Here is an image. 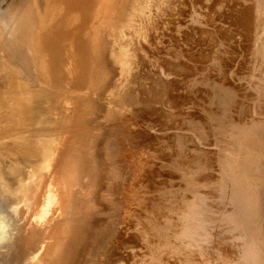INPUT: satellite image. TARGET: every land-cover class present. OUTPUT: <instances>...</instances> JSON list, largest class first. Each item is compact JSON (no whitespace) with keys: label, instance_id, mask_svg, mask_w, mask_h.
I'll return each mask as SVG.
<instances>
[{"label":"rangeland","instance_id":"374dc122","mask_svg":"<svg viewBox=\"0 0 264 264\" xmlns=\"http://www.w3.org/2000/svg\"><path fill=\"white\" fill-rule=\"evenodd\" d=\"M36 1L0 0V10L28 16L26 29ZM168 1L84 0L81 16L71 18L68 49L52 52L50 89L35 99L41 109L31 123L34 157L22 161L24 177L31 170L38 177L48 164L45 179L32 182L33 192L32 174L21 177L15 193L16 185L8 188L0 176V264H34L40 255L45 263L46 246L58 233L66 245L82 248L65 255V264L264 261V251L253 250L252 230L264 238V160L252 159L256 174L243 162L249 129L264 127V83L245 56L262 33L241 25L244 0ZM255 1L248 0L253 11ZM164 6L172 12L182 6L183 13L166 14ZM242 37L246 48L238 44ZM65 168L69 178L61 182ZM250 196L262 217L258 230L248 227ZM22 249L26 257L18 262Z\"/></svg>","mask_w":264,"mask_h":264},{"label":"bare ground","instance_id":"6f19581e","mask_svg":"<svg viewBox=\"0 0 264 264\" xmlns=\"http://www.w3.org/2000/svg\"><path fill=\"white\" fill-rule=\"evenodd\" d=\"M76 1L79 2V0H57L56 3H54L51 0H37L36 1V7L33 10L34 17L30 16V21L29 22L31 25H29V28L25 29V26H27L28 20L29 18H27L25 16V20L23 16H20V14L17 13V11H12L11 14H9V11H4V10H0L1 14H0V163L3 164L4 168L6 169V173L4 172V179H8L9 181H11V185H17L20 187H22V184H20V179L21 177H23L22 179H26L27 175L30 176L31 174H33V177L30 179H27L28 182L29 181H33L35 183H42L43 180L45 179V176L48 172V168L49 165H47L48 168H46L44 170L41 167L42 170L45 171L44 174H40L37 177V174L34 173L33 170H31V173H28L25 177L24 174L27 170V168L25 169V167L22 164V161H26V157H34V150H32L34 148V146H36V144L34 145L33 142V134L32 132H34L32 130V126L31 123L32 121L34 122V113H36L37 111H39V109H41V106L38 105L37 103H35L36 100H38V95H40V91L44 90H48L50 89V83L52 81H50V67L55 63V59L53 60V51H63V49L67 48V44L69 45L70 43L67 42V38L70 37L71 38V34L69 35L68 31L70 29V22H71V18L75 17L76 15L82 14V10H84V8L86 7L87 2H84V0H80L81 2L76 6V7H71V5H73L72 3ZM87 1V0H86ZM99 1V0H98ZM107 1V0H106ZM167 1V0H165ZM176 0H174V4H179V0H177V2L175 3ZM184 1V0H183ZM187 3V0H185ZM204 1V0H202ZM250 1V0H249ZM105 1H103L104 3ZM136 2V1H135ZM168 2L171 3V0H169ZM173 2V1H172ZM182 2V0H180V3ZM232 2V1H231ZM243 2V1H242ZM241 2V3H242ZM254 2V1H253ZM256 5L254 7L255 11H253L252 6H250L248 4V0H244V3H242V7L241 8V13L243 14V20L241 18L239 21L241 22V25L244 24L245 26L248 27V31H252L255 30L254 28H256V33L257 31H260V38H258V42L256 41L254 44L255 46H251L254 47V49L252 48V51H249V57L245 54L246 56V60L250 59L251 61H253V65L256 67V72L257 74H255L257 76L256 80L257 81H262L264 83V0H256L255 1ZM101 3V2H100ZM113 3V2H112ZM132 3V2H131ZM167 3V2H166ZM168 3V4H170ZM185 3V2H184ZM184 3H182L181 5H185ZM208 3V1H207ZM222 3V2H221ZM230 3V2H229ZM239 3V2H238ZM237 3V4H238ZM109 4V3H107ZM114 4V3H113ZM168 4H164L166 6H168ZM173 4V5H174ZM190 4V3H189ZM192 4V3H191ZM234 4V3H233ZM236 4V5H237ZM253 4V3H252ZM136 5V4H134ZM200 5V4H199ZM219 5V4H218ZM235 5V4H234ZM254 5V4H253ZM75 6V5H73ZM131 6V5H129ZM128 6V7H129ZM139 6V5H138ZM166 6H164L166 8ZM175 6V5H174ZM177 6V5H176ZM204 6V5H203ZM225 6V5H224ZM233 6V5H231ZM96 7V6H95ZM126 7V6H125ZM127 7V8H128ZM173 8V6H170L168 9ZM182 7V6H181ZM180 6L178 8H181ZM215 7V6H214ZM126 8V10H127ZM177 11L174 9L175 12H172L171 10H168L166 14L170 13L169 15H172V13L176 14L177 13L179 15V13H183L179 12V9ZM186 8V7H185ZM196 8V7H195ZM218 8V7H217ZM216 8V9H217ZM221 8V7H220ZM235 8V7H234ZM239 8V10H240ZM97 9V8H96ZM166 9H163L164 11ZM183 9V8H182ZM237 9V8H236ZM95 10V9H93ZM173 10V9H172ZM192 10V9H191ZM98 11V10H97ZM125 11V10H124ZM123 11V12H124ZM170 11V12H169ZM185 9H184V13H185ZM222 11V10H221ZM94 12V11H92ZM103 12V11H102ZM177 12V13H176ZM188 12V10H187ZM218 12V11H217ZM220 12V11H219ZM240 12V11H239ZM106 13V11H105ZM121 13V12H120ZM207 13V12H206ZM213 13V11H212ZM215 13V10H214ZM90 14V13H89ZM103 14V13H102ZM101 14V15H102ZM129 14V13H128ZM131 14V13H130ZM174 14V15H175ZM107 15V14H106ZM190 15V14H189ZM195 15V14H194ZM206 15V14H205ZM215 15V14H214ZM123 16V15H122ZM135 16V15H133ZM210 16V15H209ZM212 16V15H211ZM108 17V16H107ZM131 17V16H130ZM172 17V16H171ZM170 17V18H171ZM207 17V16H206ZM236 17V16H235ZM238 17V16H237ZM17 19V20H15ZM177 19V18H176ZM232 18L229 19V21ZM100 20V19H99ZM105 20V19H104ZM124 20V19H123ZM175 20V19H174ZM234 20V19H233ZM108 21V20H107ZM129 21V20H128ZM232 21V20H231ZM235 24L237 23V20L235 19ZM238 21V23H239ZM244 21V22H243ZM106 22V21H105ZM126 22V21H125ZM134 22V21H133ZM234 22V21H233ZM73 23V22H72ZM98 23V22H97ZM167 23V21H166ZM175 23V22H174ZM133 24V23H132ZM256 24V25H255ZM173 25V24H172ZM233 25V24H232ZM240 25V26H241ZM239 24H238V28H240ZM241 26V28H245L246 27ZM258 26V27H255ZM72 27V24H71ZM106 27V26H105ZM253 27V29H251ZM237 28V29H238ZM240 28V29H241ZM28 29V30H27ZM104 29V28H103ZM227 29V28H226ZM229 29V28H228ZM227 29V30H228ZM232 29V28H231ZM210 30V29H209ZM224 30V29H223ZM222 30V32H223ZM234 30V28H233ZM232 31V30H231ZM245 33L241 32V36L242 34H247V40L250 41V38L252 39L253 37H249L248 32L246 33V30H244ZM94 32V31H93ZM180 32V31H179ZM178 32V33H179ZM225 32V31H224ZM234 32V31H233ZM232 32V33H233ZM203 34V32H202ZM223 34V33H222ZM252 34V33H251ZM258 34V33H257ZM229 35V34H228ZM234 35V34H232ZM240 35V34H239ZM76 36V35H75ZM174 36V35H173ZM257 36V35H255ZM239 38V37H238ZM236 38V39H238ZM245 39V37H244ZM255 39V38H254ZM70 40V39H69ZM235 40V39H233ZM243 37L241 39V41H238V44H242L245 41H243ZM246 40V39H245ZM246 40V41H247ZM63 41V42H62ZM229 41V39H228ZM232 41V40H231ZM242 44V46H244L246 43ZM236 42V41H235ZM251 42V41H250ZM232 43V42H231ZM252 43V45H253ZM251 45V43H249ZM250 45H247L248 47ZM62 47L61 50H58ZM65 47V48H63ZM246 48V46H244ZM247 47V48H248ZM237 48V47H236ZM243 48V47H242ZM244 48V50H245ZM250 48V47H249ZM68 49V48H67ZM235 49V48H234ZM70 50V49H69ZM240 50V49H239ZM238 50V51H239ZM247 50V49H246ZM245 50V51H246ZM248 51V50H247ZM236 52V51H235ZM66 53V52H65ZM237 53V52H236ZM247 53V52H245ZM222 54V53H220ZM241 54V53H240ZM62 55V54H61ZM71 55V54H70ZM65 56V55H64ZM214 56V55H213ZM219 56V55H218ZM228 56V54H227ZM231 56V55H230ZM248 57V58H247ZM65 58V57H64ZM71 58V57H70ZM143 58V57H142ZM219 58V57H218ZM217 58V59H218ZM98 59V58H97ZM216 59V58H215ZM64 60V59H63ZM61 60V62L63 61ZM74 59H72L73 61ZM211 60V59H210ZM221 60V59H219ZM209 61V60H208ZM67 62H68V56H67ZM235 62V61H233ZM244 62V61H243ZM70 63V62H69ZM212 63V62H210ZM218 63V62H216ZM221 63V62H220ZM237 63V62H236ZM239 63V62H238ZM237 63V64H238ZM83 64V63H82ZM235 64V63H234ZM233 64V65H234ZM247 64V63H246ZM55 65V64H54ZM53 65V66H54ZM61 65V64H60ZM185 65V64H184ZM243 65V64H242ZM249 65V64H248ZM246 65V66H248ZM252 65V64H251ZM253 66V68H254ZM76 67V66H75ZM222 67V66H221ZM242 67V66H241ZM71 68V67H70ZM237 68V66H236ZM235 68V69H236ZM252 68V69H253ZM73 69V68H72ZM190 69V68H189ZM220 69V68H219ZM222 69V68H221ZM255 69V68H254ZM69 70V69H68ZM67 70V71H68ZM241 70V69H240ZM249 70V67H248ZM95 71V70H94ZM71 71H69L70 73ZM96 72V71H95ZM94 72V73H95ZM248 72V71H247ZM105 73V72H104ZM184 73V72H183ZM187 73V72H186ZM91 74V73H90ZM252 74V75H253ZM70 75H72V73H70ZM100 75V74H99ZM39 76V77H38ZM251 76V75H250ZM255 77V76H253ZM38 78H42V80L44 79V81H39L41 79L38 80ZM155 79V76H154ZM227 79V78H226ZM247 79V78H246ZM156 80V79H155ZM250 80V79H249ZM253 80V79H252ZM160 81V80H159ZM231 81V80H230ZM161 82V81H160ZM91 85V84H90ZM220 85V84H219ZM256 87V86H255ZM259 87L261 88L260 91L261 93L264 94V84H260ZM130 88V87H129ZM163 88V87H162ZM165 88V87H164ZM225 89V88H224ZM43 90V91H44ZM170 90V89H169ZM247 90V89H246ZM263 91V92H262ZM171 92V90H170ZM170 95V94H169ZM226 95V94H225ZM263 96V95H262ZM173 97V96H170ZM259 98V97H257ZM262 98V97H261ZM36 99V100H35ZM224 100V99H223ZM261 100V99H260ZM169 101V100H168ZM172 101V100H171ZM263 101V100H262ZM134 102V101H133ZM250 102V101H249ZM257 102V101H256ZM39 103V102H38ZM146 103V102H144ZM259 103V102H258ZM262 103V102H261ZM134 105V104H133ZM247 106V105H246ZM249 106V105H248ZM258 106V105H257ZM182 107V106H181ZM261 107V106H260ZM259 107V108H260ZM263 108V107H262ZM225 109V108H224ZM251 109V108H250ZM245 110V109H244ZM253 111V110H252ZM244 112V111H243ZM255 113V112H254ZM258 113V112H256ZM235 114V113H233ZM245 114V113H244ZM237 115V114H236ZM248 115V114H247ZM252 115V114H251ZM250 115V116H251ZM255 115V114H254ZM257 116V115H256ZM80 117V116H79ZM241 117V116H240ZM264 117V116H261ZM242 118V117H241ZM249 118V116H248ZM246 118V119H248ZM253 118V117H251ZM223 119V118H222ZM221 119V120H222ZM243 119V118H242ZM254 119V118H253ZM80 120V119H79ZM255 120V119H254ZM39 121V120H38ZM78 121V120H77ZM257 121V120H256ZM255 121V123H256ZM79 122V121H78ZM246 122V121H245ZM244 122V123H245ZM251 122V121H250ZM263 122V121H262ZM243 123V122H241ZM247 123V122H246ZM253 123V122H252ZM33 124V123H32ZM248 124V123H247ZM254 124V123H253ZM258 124V122H257ZM37 125V124H36ZM260 125V124H259ZM253 126V125H252ZM254 128L249 129L247 132L248 136L246 135V139L248 140L247 142H250V145L247 143L248 145V149L247 151H245V155L243 156V158L245 157L246 160H243V162L245 163L244 166L245 168H250L248 169L249 171H253L254 174H256V172L252 169V159H255L257 161H260V163L258 162V164H262V160H264V127L262 126H253ZM239 128V127H238ZM38 130V129H37ZM246 130V129H245ZM244 130V131H245ZM238 131V129H237ZM239 132V131H238ZM239 136V135H237ZM76 137V136H75ZM80 138V137H79ZM241 140V138H239ZM245 142V141H244ZM77 144V142H76ZM76 146V145H75ZM243 147V146H242ZM245 147V146H244ZM243 147V148H244ZM79 148V147H78ZM231 148V147H230ZM240 148V147H239ZM238 148V149H239ZM85 149V148H84ZM234 150L235 147H233ZM231 149V150H233ZM241 149V148H240ZM75 150V149H74ZM81 150V149H80ZM37 151V150H36ZM35 151V152H36ZM241 151V150H240ZM236 152V151H235ZM241 152V153H242ZM38 155V153H37ZM236 154H234L235 156ZM135 157V156H134ZM242 158V157H241ZM30 159V158H29ZM38 159V158H37ZM230 159V158H229ZM52 160V161H51ZM72 161V160H70ZM69 161V164H73ZM254 161V160H253ZM252 161V162H253ZM50 162L53 163L54 159L52 157V159L50 158ZM129 163V162H128ZM242 163V162H241ZM68 164V161L67 163ZM68 164V165H69ZM257 164V163H256ZM256 164H253L254 166ZM68 165H65L66 167ZM243 165V164H242ZM264 165V164H262ZM71 166V165H70ZM68 166V167H70ZM133 166V165H132ZM253 166V167H254ZM258 166V165H256ZM50 166V170H51ZM73 167V166H71ZM70 167V170H71ZM78 167V166H76ZM75 167V168H76ZM81 167V166H80ZM259 167V166H258ZM74 168V167H73ZM79 168V167H78ZM1 169V168H0ZM82 169V168H81ZM29 170V169H28ZM66 168L63 170L62 173H60L61 176V182L67 180L69 177H67L66 173L68 172ZM69 170V171H70ZM77 170V169H76ZM79 170V169H78ZM247 170V171H248ZM236 171V170H235ZM242 171V170H241ZM240 171V172H241ZM246 171V172H247ZM260 171V170H259ZM258 171V172H259ZM33 172V173H32ZM78 172V171H77ZM80 172V170H79ZM78 172V173H79ZM252 172V173H253ZM263 172V171H262ZM261 172V173H262ZM50 173V171H49ZM75 173V172H74ZM81 173V172H80ZM242 173V172H241ZM240 173V174H241ZM251 173V174H252ZM233 174V173H232ZM247 174V173H246ZM244 174V175H246ZM253 174V175H254ZM81 175V174H80ZM250 175V174H249ZM261 176V174H258V176ZM1 176V174H0ZM71 176V175H70ZM76 176V183H79L80 180L79 178H77ZM236 176V175H235ZM240 176V175H239ZM243 176V175H242ZM247 176V175H246ZM251 176V175H250ZM249 176V177H250ZM263 176V174H262ZM73 178V177H72ZM241 178V177H240ZM238 177V179H240ZM246 178V177H243ZM251 178V177H250ZM249 178V180L247 181H251ZM253 179H255V177H252ZM263 177H261L262 179ZM24 179V180H25ZM242 179V178H241ZM238 180V181H241ZM259 179V178H258ZM257 179V181H258ZM3 179L0 178V181H2ZM73 180V179H72ZM79 180V181H78ZM244 180V179H243ZM247 181H245L247 183ZM260 181V179H259ZM258 181V182H259ZM254 182V181H252ZM263 182V181H261ZM1 183V182H0ZM241 183H243L241 181ZM245 183V185H246ZM250 183V182H249ZM249 183H247L249 185ZM256 183V181H255ZM264 183V182H263ZM6 184L8 185V181H6ZM32 184V183H31ZM239 184V183H238ZM252 184V183H250ZM258 184V183H257ZM36 185V184H35ZM2 186V185H1ZM0 188H3V186ZM5 186V185H4ZM61 186V185H60ZM259 186V185H258ZM247 187V186H246ZM244 187V188H246ZM251 185L248 187L250 188ZM257 185L252 186V191H258V187ZM229 189V188H228ZM237 190V189H236ZM240 190V189H239ZM250 191V189H248ZM1 191V190H0ZM101 191V190H100ZM31 192V191H30ZM253 192V193H254ZM3 192H0V195ZM248 193V191H247ZM252 193V192H251ZM5 194V193H4ZM250 194V192H249ZM255 194V193H254ZM257 194V193H256ZM78 195V193H77ZM249 196V195H248ZM255 196V195H254ZM253 196V197H254ZM239 197V196H238ZM73 199V198H72ZM76 199V198H75ZM253 199L252 196L248 197L249 203L248 205L251 203V206L247 207V208H251V213H253V215L250 217L252 219L251 223L252 225L248 226V227H254L255 230H258L257 228H259V218H262L258 212V204H257V200ZM260 199V198H259ZM71 200V199H70ZM122 200V199H121ZM72 201V200H71ZM75 201V200H74ZM244 202V201H243ZM67 203V201H66ZM107 203V202H106ZM66 206V205H65ZM70 210V209H69ZM68 210V211H69ZM110 210V209H109ZM65 212V211H64ZM64 214V213H63ZM108 214V213H107ZM259 215V216H258ZM64 216V215H63ZM116 216V215H115ZM63 218V217H62ZM72 218V216H71ZM249 221V223H250ZM113 223V222H112ZM66 224V223H64ZM63 224V226H64ZM106 226V225H105ZM104 226V227H105ZM65 227V226H64ZM67 227V226H66ZM44 229V228H43ZM64 229V228H63ZM252 229V228H250ZM65 230V229H64ZM254 233V235L261 237L260 240L256 239V236L254 237L255 240H257L256 244V248L253 249L254 251H260L261 253H263L264 251V238H262V234L260 236V234H257L258 231H254V229H252ZM11 231V230H10ZM67 231V230H66ZM118 231V230H117ZM64 232V231H63ZM57 233V232H56ZM62 233V231H61ZM88 234V233H87ZM103 234V233H102ZM12 235V234H11ZM71 235V234H70ZM38 236V233H37ZM100 236V235H98ZM57 237V238H56ZM56 239H53L52 245H47V251L45 252L46 254V258H45V263H43L44 259H40V257L42 255H40L37 259V261H35L34 264H65V263H69L68 261L63 263V258H65V255L67 257H69L68 254L72 253L74 255L75 251L77 252L79 249L80 252V247H77L76 245H74L75 247H71L70 244L66 245L63 241H61L62 238H60V233L56 234ZM258 237V238H259ZM67 239H69L68 237H66ZM72 239V238H71ZM55 240V241H54ZM96 242V241H95ZM94 242V243H95ZM34 244H38V241L36 240V243H32L30 242L28 244V247L31 248V250L34 248ZM76 244V243H75ZM82 244V243H81ZM250 244V243H249ZM21 245V244H19ZM41 245V244H40ZM65 246H67L68 248H70L71 252L69 251L68 248H66ZM134 246V245H133ZM255 246V245H253ZM38 249V248H37ZM40 249V248H39ZM38 249V250H39ZM67 249L68 252L65 250ZM29 250V248L27 249ZM92 251V250H91ZM94 251V250H93ZM22 252L23 249L19 252V254L16 256V261L18 262H23L25 257L23 258L22 256ZM78 252V254H79ZM27 253V251L25 252ZM67 253V254H66ZM93 253V252H92ZM101 253V252H100ZM110 253V251H109ZM94 254V253H93ZM93 254H90L91 256ZM114 254V253H113ZM252 254V253H251ZM257 255H259L258 253H256ZM264 254V253H263ZM27 255V254H25ZM94 256V255H93ZM97 256V255H96ZM255 256V255H254ZM253 256V257H254ZM262 256V258L264 259L263 255H259ZM74 257L75 256H71ZM105 257V256H103ZM19 258V259H18ZM90 258V257H89ZM106 258V257H105ZM114 258V257H113ZM261 258V259H262ZM3 259V258H2ZM69 259V258H67ZM91 259V258H90ZM95 259V258H94ZM259 259V258H258ZM10 260V259H9ZM43 260V261H41ZM70 260V259H69ZM73 260V258H72ZM93 260V259H92ZM255 260V259H254ZM75 261V260H74ZM88 261V259H87ZM104 261V259H103ZM72 262V261H71ZM117 262V261H116ZM260 262V261H258ZM33 263V261L31 262V264ZM261 264H264V261L261 260L260 262ZM30 264V263H28ZM85 264V263H84Z\"/></svg>","mask_w":264,"mask_h":264},{"label":"flooded vegetation","instance_id":"af4514ba","mask_svg":"<svg viewBox=\"0 0 264 264\" xmlns=\"http://www.w3.org/2000/svg\"><path fill=\"white\" fill-rule=\"evenodd\" d=\"M0 166H1V167H0V168H1V169H0V174H1V175H2V174L4 175V172L6 173V169L4 168V166H3L2 163H0ZM4 177H5V176H4ZM32 177H33V174H32ZM32 177H31V178H32ZM26 182H27V181H26ZM32 182H33V181H31V183H32ZM8 183H9L8 185H11V181L8 180ZM29 183H30V182H29ZM33 183L35 184V182H33ZM8 185H7V186H8ZM32 185H33V184H31V186L29 185V187H27V188H29L31 191L33 190V192H34L35 189H34V187H32ZM8 188H11V187L8 186ZM15 189H18V190H14L13 192H15V193H19V192H20L19 186L16 185V188H15ZM25 189H26V187H25ZM4 192H5V191H4ZM11 193H12V191H11ZM23 194H24V192H23ZM29 196H30V195H29Z\"/></svg>","mask_w":264,"mask_h":264}]
</instances>
